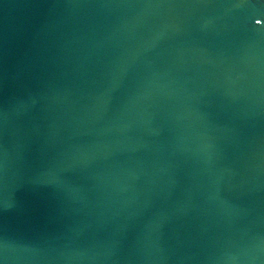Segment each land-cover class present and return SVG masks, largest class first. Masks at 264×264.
Returning a JSON list of instances; mask_svg holds the SVG:
<instances>
[{
  "label": "water",
  "instance_id": "water-1",
  "mask_svg": "<svg viewBox=\"0 0 264 264\" xmlns=\"http://www.w3.org/2000/svg\"><path fill=\"white\" fill-rule=\"evenodd\" d=\"M0 264H264V0H0Z\"/></svg>",
  "mask_w": 264,
  "mask_h": 264
}]
</instances>
